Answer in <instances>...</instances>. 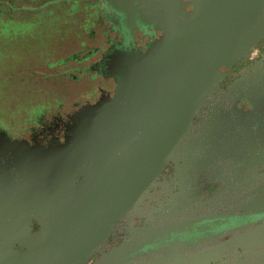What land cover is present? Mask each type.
Returning <instances> with one entry per match:
<instances>
[{
  "label": "flooded vegetation",
  "instance_id": "1",
  "mask_svg": "<svg viewBox=\"0 0 264 264\" xmlns=\"http://www.w3.org/2000/svg\"><path fill=\"white\" fill-rule=\"evenodd\" d=\"M59 17L78 21L79 49L58 63L75 87L0 126V156L17 167L0 264H264V89L244 96L264 54V0H0V38ZM212 30L211 51L234 61L177 141L164 145L161 130L147 142L157 56Z\"/></svg>",
  "mask_w": 264,
  "mask_h": 264
},
{
  "label": "water",
  "instance_id": "2",
  "mask_svg": "<svg viewBox=\"0 0 264 264\" xmlns=\"http://www.w3.org/2000/svg\"><path fill=\"white\" fill-rule=\"evenodd\" d=\"M231 8L233 9L232 5ZM184 13L188 14V11L185 10ZM236 13L240 14L238 10ZM209 35L207 42L200 43L199 39L193 48L189 47L188 42L179 55L174 56L171 53L163 52L157 56L154 68L149 73L150 77L148 76V80L151 81L149 83L151 84L150 89L144 93L146 111L143 112L148 129L146 132L147 142L156 143V136L161 130L160 136L162 135L163 139L160 142L164 145H170L177 141L186 126L189 113L202 100H206V97L210 96L213 88L210 81L217 80L219 65L226 60L234 61L232 60L234 56L226 57L223 54L212 52L215 46L220 45L222 39L216 36L213 30ZM205 39L207 37L202 38V40ZM178 71L179 75H177ZM247 79L249 92L245 90L244 96L249 98V93H255L256 89H264V54ZM256 95L257 100L261 98L260 95L264 98V90L263 93H256ZM173 127L178 128L176 132L171 130ZM263 150L259 149L260 155H264ZM0 158L4 160L0 162V203L2 206L14 192L11 188L12 183H14L12 176L15 175L17 167L16 162L11 158L3 155ZM186 161L181 160L183 166L187 163ZM162 163V161L156 163L158 171ZM148 168H150V163ZM148 175L150 176L151 173ZM12 221V219L9 220V222ZM7 232L17 233L18 231L12 232L10 230Z\"/></svg>",
  "mask_w": 264,
  "mask_h": 264
},
{
  "label": "rangeland",
  "instance_id": "3",
  "mask_svg": "<svg viewBox=\"0 0 264 264\" xmlns=\"http://www.w3.org/2000/svg\"><path fill=\"white\" fill-rule=\"evenodd\" d=\"M77 32L78 21L59 17L55 24L41 26L33 37L0 38V126L26 124L33 117L31 108L47 107L63 94V88L75 87L60 75L69 69L58 63L79 49L70 45L71 39H78Z\"/></svg>",
  "mask_w": 264,
  "mask_h": 264
}]
</instances>
